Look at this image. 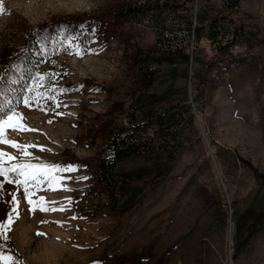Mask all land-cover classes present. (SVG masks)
<instances>
[{"label":"rangeland","instance_id":"obj_1","mask_svg":"<svg viewBox=\"0 0 264 264\" xmlns=\"http://www.w3.org/2000/svg\"><path fill=\"white\" fill-rule=\"evenodd\" d=\"M139 4L3 0L0 105L11 101L5 111L14 108L36 129H8L7 138L36 147L27 149L31 156L7 144L0 151L15 162L76 169L57 173V190L31 189L33 200L63 211L29 212L24 188L3 184L0 221L12 211L13 194L20 212L9 239L0 240L3 251L21 264H264V0H239L231 9L198 0L196 21L229 15L231 23L218 22L219 33H231L236 22L243 33L216 52L201 29L192 48L171 56L155 42L157 27L184 21L153 10L124 13ZM144 65L158 68L147 91ZM45 75L50 79L39 90L53 98L25 106ZM176 98L190 105L182 148L168 168L160 150L122 161V171L132 166L138 173L113 210L95 182L108 125L125 122L131 109H154L146 108L150 100Z\"/></svg>","mask_w":264,"mask_h":264},{"label":"trees","instance_id":"obj_2","mask_svg":"<svg viewBox=\"0 0 264 264\" xmlns=\"http://www.w3.org/2000/svg\"><path fill=\"white\" fill-rule=\"evenodd\" d=\"M224 8H236L239 0H217ZM176 2H159L158 0H145L137 6H127L124 13L140 10L146 11L160 10L166 6H170L173 10ZM177 18L190 23L191 18L188 15L178 16ZM228 20L231 23L232 17L229 15H219L207 19L204 23L196 21L194 25V37L197 38L201 29H205V39L210 43L216 52H221L236 41L239 34L243 33L241 23L232 24L231 37L228 34H221L216 29L218 22ZM222 36H221V35ZM221 38V45L216 46V41ZM181 48H173L161 50L160 52L166 56L181 53ZM158 68L152 65H144L140 72L141 90L147 91L154 84L155 75ZM162 95H165L163 92ZM159 98V96L157 97ZM156 98V99H157ZM159 101V99H157ZM155 101V99H154ZM134 108V106H133ZM146 108H154L145 114L137 115L135 109H131L126 115L124 121H119L108 125V137L106 143L105 154L100 155L97 159V173L95 182L101 185L110 198L113 210L118 209L120 198L125 196L132 186V179L138 171L130 166V172L120 169V164L124 160L133 159L154 150H160L163 154V164L170 166L173 161V151L182 148V136L188 122L184 120V113L189 114L190 105L183 99H171L167 103H159L158 105L150 100V105ZM134 169V170H133ZM157 174L150 176L148 183H152L157 179Z\"/></svg>","mask_w":264,"mask_h":264},{"label":"snow or ice","instance_id":"obj_3","mask_svg":"<svg viewBox=\"0 0 264 264\" xmlns=\"http://www.w3.org/2000/svg\"><path fill=\"white\" fill-rule=\"evenodd\" d=\"M4 12L3 0H0V14ZM76 54H81L79 46H77ZM48 79H50V75L37 77L38 83L30 89L34 95L23 100L25 106L31 107L34 103L39 105L41 100L53 98L47 90H39L43 87V82ZM0 84H2V81H0ZM51 91L55 92L56 89L53 88ZM10 104L11 101H7L3 105H0V144H7L17 149L24 156H31V153H29L27 149L36 147L35 145H21L7 138L8 129L21 132L36 131V129H31L23 123L25 119L24 116L16 112L14 108H9L8 111H5ZM41 150L43 151L45 149L41 148ZM18 159L19 158L16 156L0 151V177L3 178V181L0 182V190L3 189L4 183H15L23 187L24 198L30 205L29 212H35L37 209L44 212L63 211V208L55 209L48 207L49 202L44 200V198L33 200L32 197L35 195V192L31 189L46 185L49 190H57V188L63 187L61 184L63 178L58 176L57 173L61 171H74L76 169L72 166L60 168L57 165L15 162L18 161ZM64 190L67 189L65 188ZM11 203L13 205L12 211L7 215L5 220L0 221V240L2 241H7L9 239L8 232L11 230L13 223H15L20 216L19 201L15 194L12 196ZM36 235L43 236L44 233L38 232ZM4 247L3 244H0V264H21L14 256L6 254L3 251Z\"/></svg>","mask_w":264,"mask_h":264},{"label":"built area","instance_id":"obj_4","mask_svg":"<svg viewBox=\"0 0 264 264\" xmlns=\"http://www.w3.org/2000/svg\"><path fill=\"white\" fill-rule=\"evenodd\" d=\"M158 1L166 2V0ZM177 1H179V4H177L173 10L170 6H166L158 11L155 9L153 10L165 13L169 22H174L175 18L177 19L178 16L183 15H188L191 18L190 23H184L185 26L172 25L171 27H157L155 42L161 50L173 48L185 49L187 47L192 48L195 41L194 25L196 24V20L194 17L196 14V2L198 0H175V2ZM141 3H145V0H141ZM149 10L151 9H148V11ZM148 15L150 16L149 13ZM145 17L147 18V14ZM227 36L231 37V34L229 33Z\"/></svg>","mask_w":264,"mask_h":264},{"label":"bare ground","instance_id":"obj_5","mask_svg":"<svg viewBox=\"0 0 264 264\" xmlns=\"http://www.w3.org/2000/svg\"><path fill=\"white\" fill-rule=\"evenodd\" d=\"M172 1H175V0H166V2H172Z\"/></svg>","mask_w":264,"mask_h":264}]
</instances>
